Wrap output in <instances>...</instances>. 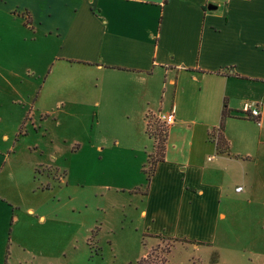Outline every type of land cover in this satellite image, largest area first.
<instances>
[{
    "label": "crops",
    "instance_id": "crops-1",
    "mask_svg": "<svg viewBox=\"0 0 264 264\" xmlns=\"http://www.w3.org/2000/svg\"><path fill=\"white\" fill-rule=\"evenodd\" d=\"M21 58L45 64L69 105L83 104L77 96L92 85L91 119L131 124L142 160L154 151L147 113L174 114L162 159L134 187L146 233L212 246L234 197L251 200L261 187L264 205V106L259 121L242 112L244 102L264 101V0H0L3 78L9 68L19 74L12 64ZM78 110L69 117L83 120ZM2 198L0 190V210ZM37 210L24 209L45 223Z\"/></svg>",
    "mask_w": 264,
    "mask_h": 264
},
{
    "label": "rangeland",
    "instance_id": "rangeland-1",
    "mask_svg": "<svg viewBox=\"0 0 264 264\" xmlns=\"http://www.w3.org/2000/svg\"><path fill=\"white\" fill-rule=\"evenodd\" d=\"M12 66L18 75L0 73V190L8 201L0 210V264H135L146 252L165 264H264L261 187L251 200L234 197V215L219 223L212 246L151 236L134 189L147 177L132 125L92 120V85L77 96L84 105H69L60 83L45 79V64L21 58ZM78 109L83 120L69 117ZM28 205L47 221L27 216Z\"/></svg>",
    "mask_w": 264,
    "mask_h": 264
},
{
    "label": "trees",
    "instance_id": "trees-1",
    "mask_svg": "<svg viewBox=\"0 0 264 264\" xmlns=\"http://www.w3.org/2000/svg\"><path fill=\"white\" fill-rule=\"evenodd\" d=\"M152 113H147V123H146V132L147 134L153 139L154 141V151L153 153L149 154L146 160V164L143 167V170L146 174V180L148 181L150 176L154 171L155 164L157 161L162 159L163 157V149L166 137L167 127L166 125L156 122L152 119ZM226 112H222V119L226 116ZM222 124V122H221ZM220 124V126H221ZM218 149L221 152H224L228 148L227 142L222 138L219 134L215 139ZM147 235V234H145ZM160 236V235H157ZM174 240L184 241V242H191L197 244H205L204 242H197L188 240L186 238H174ZM135 264H165V260L161 259L160 261H155V258H152L151 252H146L144 256H142Z\"/></svg>",
    "mask_w": 264,
    "mask_h": 264
},
{
    "label": "built area",
    "instance_id": "built-area-1",
    "mask_svg": "<svg viewBox=\"0 0 264 264\" xmlns=\"http://www.w3.org/2000/svg\"><path fill=\"white\" fill-rule=\"evenodd\" d=\"M263 106H264V101L262 99L248 100L244 102L242 106V112L244 113L246 117L259 121L261 114H262L261 108ZM151 116L153 120H155L156 122L162 123L166 126L172 124L175 119L174 114L172 112L164 113V112L159 111L157 113H152ZM241 189H242V186L236 187V190H241Z\"/></svg>",
    "mask_w": 264,
    "mask_h": 264
},
{
    "label": "water",
    "instance_id": "water-1",
    "mask_svg": "<svg viewBox=\"0 0 264 264\" xmlns=\"http://www.w3.org/2000/svg\"><path fill=\"white\" fill-rule=\"evenodd\" d=\"M216 7H217V6H216V5H214V4H211V3H210V4H208V8H209V9H214V8H216Z\"/></svg>",
    "mask_w": 264,
    "mask_h": 264
}]
</instances>
